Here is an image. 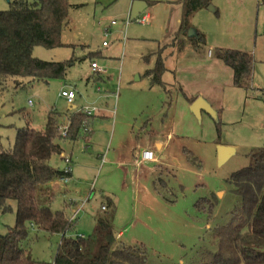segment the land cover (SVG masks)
Segmentation results:
<instances>
[{"label": "rangeland", "instance_id": "obj_1", "mask_svg": "<svg viewBox=\"0 0 264 264\" xmlns=\"http://www.w3.org/2000/svg\"><path fill=\"white\" fill-rule=\"evenodd\" d=\"M159 1L141 12L138 18L147 13L150 20L140 23L129 21L133 0H71L74 5L61 32L63 42L70 45L36 46L32 54L49 61L73 56L75 61L63 80L14 77L1 83L0 148L13 146L16 128L43 129L50 110L62 116L90 110L88 145L83 139L61 142L63 153L71 152V176L66 182L58 180L50 208L64 205L68 215L74 213L75 224L67 235H89L95 217L106 209L101 204L111 202L115 229L124 231L127 244L143 242L145 264H189L198 258L208 231L226 223L229 210L240 201L230 192L227 179L249 164L250 150L264 143V0H214L217 13L205 8L191 18V28L207 33L206 44L195 49L187 43L181 50L173 44L180 5L177 0ZM7 8L8 0H0V10ZM211 41L252 54L250 88L233 86L231 69L207 55ZM159 50L168 92L158 85L150 87L145 75ZM90 52L97 55L90 57ZM91 60L104 72H92ZM69 88L75 92L73 104L60 95ZM183 91L203 96L219 111L218 129L208 113L202 111L200 120L192 114ZM67 120L63 116L59 124ZM149 139H159L162 147L160 153L158 142L150 148L153 162H158L155 174L130 163L132 148L143 147ZM218 144L230 147L224 159ZM61 156L51 157L53 168H65ZM152 180L164 199L147 193L137 199L142 194L138 186L153 193ZM66 184L71 188L64 192L60 187L65 190ZM202 198L213 202L211 214ZM9 204L12 211L0 212V234L14 223L16 204L13 200ZM59 240V233L30 227L22 246L30 249L35 264H53Z\"/></svg>", "mask_w": 264, "mask_h": 264}, {"label": "trees", "instance_id": "obj_2", "mask_svg": "<svg viewBox=\"0 0 264 264\" xmlns=\"http://www.w3.org/2000/svg\"><path fill=\"white\" fill-rule=\"evenodd\" d=\"M146 1L148 5L157 2ZM212 1L177 0L180 16L173 44L176 43L179 50L187 43L195 49L206 44L202 31L196 29L192 36H188V31L193 15L208 9ZM73 5L71 0H8V8L0 10V85L14 77L45 81L65 78L75 61L73 56L49 61L33 56L32 52L36 46L70 45L62 42L61 32ZM207 51L231 69L233 86L251 87L253 57L250 52L219 46L207 48ZM89 55L95 57L97 53L90 52ZM155 55L154 65L145 70V75L151 86L158 85L168 92L162 79L166 67L161 50ZM196 97L186 98L190 104ZM63 116L69 122L65 137L58 130L59 119ZM63 116L54 109L48 111L43 129L29 125L16 128L13 146L0 148V212L12 211L10 200L16 204L13 225L5 234H0V264L36 263L30 249L22 246L30 227L60 234L53 264H145L143 244L129 245L116 239L115 207L111 202L95 217L94 228L87 236L67 235L75 224V219L65 212L67 206L57 210L50 208L55 196L50 182L62 175L61 170L51 166V157L64 152L62 141L73 143L83 139L87 146L92 133L89 129L92 114L75 110ZM216 125L218 129L219 121ZM247 156L249 164L231 173L227 179L230 192L240 201L229 210L226 223L208 231V240L199 248L198 258L189 264H264V143L250 150ZM201 200L211 214L213 202L209 198ZM195 204L201 207L200 200Z\"/></svg>", "mask_w": 264, "mask_h": 264}, {"label": "crops", "instance_id": "obj_3", "mask_svg": "<svg viewBox=\"0 0 264 264\" xmlns=\"http://www.w3.org/2000/svg\"><path fill=\"white\" fill-rule=\"evenodd\" d=\"M146 1V0H145ZM155 1H157V2H160L159 0H155ZM214 1V0H213ZM212 1V4H211V8H209V9H213L214 8V11H215V5H214V2ZM147 2V1H146ZM177 3V2H176ZM179 4V3H178ZM180 5V4H179ZM147 6H149L148 5V3H147ZM199 11H197L194 15H193V18L195 17V15L198 13ZM178 21H179V17H178ZM193 29V28H192ZM197 30H200V31H202V32H204L203 30H201V29H199V28H196ZM195 29V30H196ZM195 30L193 29V33H192V35H194L195 34ZM205 33V35L207 36V39H208V35H207V33L206 32H204ZM62 34V33H61ZM191 35V36H192ZM61 40H62V38H61ZM62 42H63V40H62ZM64 43V42H63ZM210 45H212L211 47H213V46H215L214 45V43H213V41H211V44ZM207 55L208 56H211V53L209 54L208 53V51H207ZM91 69V68H90ZM91 71H92V69H91ZM93 72V71H92ZM165 82V81H164ZM166 83V82H165ZM154 86H156V85H150V87H154ZM69 89H72V88H69ZM184 92V91H183ZM186 97H187V95H186ZM187 99V98H186ZM75 100V99H74ZM187 103H188V101H187ZM189 104V103H188ZM74 107V105H72V108ZM217 110V109H216ZM91 114L93 115V113L91 112ZM144 131H146V132H148L149 133V135H150V132H151V130H144ZM151 136V135H150ZM150 138V137H149ZM155 142H158V151H159V153H160V151H161V144L159 143L160 142V140L159 139H149V140H146L145 142H144V144H142V146L143 147H138V146H134L133 148H132V150H131V154H132V160H131V166L135 169V168H142V167H144V168H147V173H149L150 174V172H151V174H155V165H157L156 163H158V162H153V161H142L143 163H141V164H139V162H137L138 160H140V155H141V151L142 150H145V149H150V148H153V145H154V143ZM160 144V145H159ZM219 145V144H218ZM226 146V145H225ZM229 150H230V147L227 145L226 146ZM151 150V149H150ZM70 154H71V152H70ZM119 160V159H118ZM119 162H122V161H119ZM119 162L117 163L118 165H119ZM135 171V170H134ZM71 176V175H70ZM153 179H155V178H153ZM58 180L59 179H57V180H54V181H51L50 182V185H51V187L55 190V188L58 186V185H60L59 183H58ZM154 180H152L151 181V185H152V191H153V193H151V192H149V191H147L144 187H142V186H138V189H141V191L140 192H138V193H142V194H137L136 195V198L137 199H143L144 198V195L143 194H145V193H147L148 194V196H154V198H155V194L156 195H160L159 194V192H155V189H154ZM58 184V185H57ZM70 188H71V186H70ZM69 186L66 184L65 185V190L63 189V187H62V185H61V187H60V189L62 190V191H64V192H67L69 189ZM143 189V190H142ZM137 191H139V190H137ZM161 196V195H160ZM107 197H109L108 195H107ZM162 197V196H161ZM110 198V197H109ZM111 199V198H110ZM162 199H164V197H162ZM71 201V200H70ZM105 205L106 204H104V203H102L101 204V207H104L105 208ZM101 207H100V209H101ZM74 208V207H73ZM69 212H73V209H69ZM74 212H75V210H74ZM101 213V212H100ZM74 214V213H73ZM73 214H71V217L73 218ZM115 217H116V215L114 214V220H115ZM114 226H115V224H114ZM117 231V236H116V239L118 240V241H123V242H125V240H126V237H125V234H124V231H122V230H116ZM134 239V238H133ZM126 243V242H125ZM130 245H140V244H143V242H141V241H139V240H137V241H135V242H133V243H129Z\"/></svg>", "mask_w": 264, "mask_h": 264}, {"label": "built area", "instance_id": "obj_4", "mask_svg": "<svg viewBox=\"0 0 264 264\" xmlns=\"http://www.w3.org/2000/svg\"><path fill=\"white\" fill-rule=\"evenodd\" d=\"M138 16L136 17V19L140 23H147L150 20V16L147 13L142 15L140 18H138ZM113 22L114 21H112L111 23H113ZM208 53L210 54L211 52L208 51ZM90 68L92 69L93 72H97V73H103L104 72V69L102 67H100L95 60H92L90 62ZM60 95L63 96L68 103H73L74 102L75 92H74L73 89L62 90L60 92ZM80 111H84L86 114H91V111L88 110V109H85V110L83 109V110H80ZM68 125H69L68 120L66 121L65 125H63V126L59 124L58 129H60L59 132H60V135L62 137L66 136V133H67V130H68ZM61 157L64 159V162H65L66 166H65V168L63 170H61L62 171V175L59 178V180L63 181V182H66L70 178V175H71L70 166H69V164L71 162V157H70V154H68V153H62ZM140 157H141L140 161H153L155 159L153 151L150 150V149L142 150Z\"/></svg>", "mask_w": 264, "mask_h": 264}, {"label": "water", "instance_id": "obj_5", "mask_svg": "<svg viewBox=\"0 0 264 264\" xmlns=\"http://www.w3.org/2000/svg\"><path fill=\"white\" fill-rule=\"evenodd\" d=\"M147 7V2L145 0H133L132 6L129 14V21L132 22L136 19V17ZM211 8V6L209 7ZM193 33V29L190 28L188 31V36H191ZM72 107V106H69ZM192 114L198 119H201L202 111L208 113L215 121L218 120L217 110L212 107L210 102L206 100L203 96H197L189 106ZM219 157L220 159H224L229 154L230 150L223 144L218 145Z\"/></svg>", "mask_w": 264, "mask_h": 264}]
</instances>
